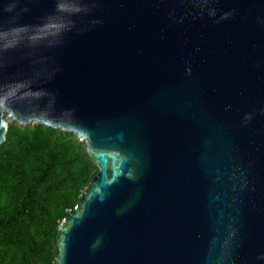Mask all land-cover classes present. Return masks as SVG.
<instances>
[{
  "label": "water",
  "instance_id": "95a60500",
  "mask_svg": "<svg viewBox=\"0 0 264 264\" xmlns=\"http://www.w3.org/2000/svg\"><path fill=\"white\" fill-rule=\"evenodd\" d=\"M13 122L97 167L52 264H264V0H0Z\"/></svg>",
  "mask_w": 264,
  "mask_h": 264
},
{
  "label": "trees",
  "instance_id": "16d2710c",
  "mask_svg": "<svg viewBox=\"0 0 264 264\" xmlns=\"http://www.w3.org/2000/svg\"><path fill=\"white\" fill-rule=\"evenodd\" d=\"M96 171L72 133L8 123L0 145V264H52L58 226Z\"/></svg>",
  "mask_w": 264,
  "mask_h": 264
},
{
  "label": "clouds",
  "instance_id": "9594fccd",
  "mask_svg": "<svg viewBox=\"0 0 264 264\" xmlns=\"http://www.w3.org/2000/svg\"><path fill=\"white\" fill-rule=\"evenodd\" d=\"M59 7L63 8V5H60Z\"/></svg>",
  "mask_w": 264,
  "mask_h": 264
}]
</instances>
